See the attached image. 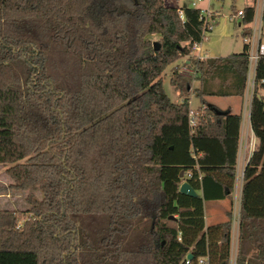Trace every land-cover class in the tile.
<instances>
[{
	"label": "trees",
	"instance_id": "trees-1",
	"mask_svg": "<svg viewBox=\"0 0 264 264\" xmlns=\"http://www.w3.org/2000/svg\"><path fill=\"white\" fill-rule=\"evenodd\" d=\"M242 11L243 41L254 4ZM202 27L198 9L164 0H0V166L12 180L0 193L27 192L28 204L0 209V264H185L188 254L189 264H230L232 202L207 227L204 203L233 192L241 114L207 104L190 125V78L176 65L169 84L182 101L163 89L166 69L186 58L200 101L243 99L246 44L200 60ZM258 67L235 264H264ZM183 182L196 197L179 192Z\"/></svg>",
	"mask_w": 264,
	"mask_h": 264
},
{
	"label": "rangeland",
	"instance_id": "rangeland-1",
	"mask_svg": "<svg viewBox=\"0 0 264 264\" xmlns=\"http://www.w3.org/2000/svg\"><path fill=\"white\" fill-rule=\"evenodd\" d=\"M193 0H164L166 6H173L180 8L184 4L188 7H192L191 3ZM256 4L254 0H201L197 3V7L201 9H206L210 14H212L211 30L206 31L201 43L198 45L197 53L201 54L205 58H220L226 57L231 54L242 53L243 41L241 38V30L239 27V18L237 15L233 14L232 7L234 11L243 10L247 6H252ZM253 23V22H252ZM156 36L153 37L155 40ZM194 55V54H193ZM202 56V57H203ZM186 58H180L176 63L169 66L165 71V77L163 81V89L170 100L175 102H181L182 97L174 90V88L169 84V78L171 74V68L175 65L178 66V71L180 74L185 75L190 78V92L188 94L189 101V111L191 113H197L198 108L205 106L201 102L192 90L198 87V83L195 81V73L191 68L183 67V61ZM205 101L210 104H215L219 108L223 109L227 105H231V110L233 113L241 112L243 114L244 102L242 103L239 98L232 97H206ZM214 106V105H212ZM219 109L218 107L214 106ZM247 111V109H246ZM247 116V112H246ZM12 180L5 174V168L0 166V186H8ZM27 192H11L4 191L0 193V209L7 210H25L28 207L26 201ZM35 196L40 199L41 193L36 192ZM230 200V201H229ZM224 206V211L226 212L230 209V202H232L233 216H232V238H231V260L230 264H235V256L237 252V198L234 196L230 197ZM209 204L215 203H205L207 207ZM224 205L223 203H219ZM218 204V205H219ZM222 209V210H223ZM221 210V211H222ZM221 218V217H220ZM219 217L215 221H219ZM223 219V218H222ZM214 221V220H213ZM221 221V220H220Z\"/></svg>",
	"mask_w": 264,
	"mask_h": 264
},
{
	"label": "built area",
	"instance_id": "built-area-1",
	"mask_svg": "<svg viewBox=\"0 0 264 264\" xmlns=\"http://www.w3.org/2000/svg\"><path fill=\"white\" fill-rule=\"evenodd\" d=\"M201 0H193L191 3V8L199 10V20L202 22L203 37L206 31L211 30L212 14H210L206 9H201L197 7V3ZM256 8L254 5L253 20L250 24V35L247 36L243 41L247 46V71L245 80V91H244V110L250 112V103L253 97L255 87L257 86L256 74L259 71V64L262 63L264 67V22L262 21V10H263V0H255ZM238 18L243 17V11L239 10L237 12ZM200 44V43H199ZM199 44H194L192 50L198 49ZM200 56V55H199ZM199 56L196 58L202 59ZM261 87L260 94L264 98V77L258 83ZM196 113H191L189 111V124L194 125V116ZM237 221H238V211H237ZM20 226V224L18 225ZM232 253L230 255L231 260ZM190 259H185V264H189ZM199 264L206 263V257L198 259Z\"/></svg>",
	"mask_w": 264,
	"mask_h": 264
},
{
	"label": "crops",
	"instance_id": "crops-1",
	"mask_svg": "<svg viewBox=\"0 0 264 264\" xmlns=\"http://www.w3.org/2000/svg\"><path fill=\"white\" fill-rule=\"evenodd\" d=\"M184 6H187V5L184 4L182 7H184ZM169 7H173V6H169ZM174 8H177V7H174ZM180 8H177V9L179 10ZM193 54L196 57L200 55L201 56V57L199 56L200 58L207 59L201 54V51L198 54L197 51L194 50ZM220 58H224V57H220ZM183 62L187 63L186 60H184ZM205 98L206 97H204L201 102H203L204 105L205 104L207 105L208 103L205 101ZM227 98H232V97H227ZM236 98H239L242 103L244 102V99H242L240 97H236ZM210 105H214V106L218 107L217 105L212 104V103H210ZM217 111H220L222 113L230 112L231 114H241V125H240V131H239L238 153H237L236 166H235V181H234L233 192L230 196H228L226 199H224L222 201L207 202V203H215V204H209L206 207L205 206L206 202L204 203V219H205L206 227L226 220V215H225L226 209L224 211L223 208L231 196L232 197L234 196L235 198H237V211H239V201H240L241 187H242V183H243V171H244V169H245V167H246V165L250 159V156H251V154L254 151L255 146H256V139L254 137L253 131H252L251 126H250V120H249L248 112H247V116H246V111L244 109H243V114L241 112L233 113L231 110V105H227V107H225L223 109L219 108V109H217ZM219 203H223L224 205H221ZM218 217L219 218L221 217L219 219V221H215V219ZM231 238H232V234H231Z\"/></svg>",
	"mask_w": 264,
	"mask_h": 264
},
{
	"label": "water",
	"instance_id": "water-1",
	"mask_svg": "<svg viewBox=\"0 0 264 264\" xmlns=\"http://www.w3.org/2000/svg\"><path fill=\"white\" fill-rule=\"evenodd\" d=\"M153 49L155 51H157L159 49V44L157 42L153 43ZM215 113L217 115H224L225 113H222L220 111H215ZM183 176V173H180L179 177L181 178ZM179 192L183 195L189 196V197H196L197 193L195 192L194 189H192V187L187 183V182H183L180 186H179ZM192 255L188 254L187 255V259H191Z\"/></svg>",
	"mask_w": 264,
	"mask_h": 264
}]
</instances>
